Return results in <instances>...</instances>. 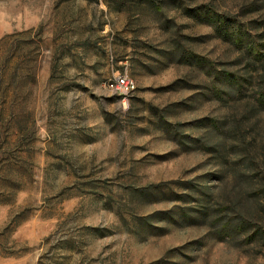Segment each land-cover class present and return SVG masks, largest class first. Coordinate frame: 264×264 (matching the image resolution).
<instances>
[{
    "label": "rangeland",
    "instance_id": "374dc122",
    "mask_svg": "<svg viewBox=\"0 0 264 264\" xmlns=\"http://www.w3.org/2000/svg\"><path fill=\"white\" fill-rule=\"evenodd\" d=\"M0 264H264V0H0Z\"/></svg>",
    "mask_w": 264,
    "mask_h": 264
},
{
    "label": "built area",
    "instance_id": "2783aa9c",
    "mask_svg": "<svg viewBox=\"0 0 264 264\" xmlns=\"http://www.w3.org/2000/svg\"><path fill=\"white\" fill-rule=\"evenodd\" d=\"M104 85L124 99H127L136 89V82L130 76L127 67L112 71L111 76L105 81Z\"/></svg>",
    "mask_w": 264,
    "mask_h": 264
},
{
    "label": "trees",
    "instance_id": "16d2710c",
    "mask_svg": "<svg viewBox=\"0 0 264 264\" xmlns=\"http://www.w3.org/2000/svg\"><path fill=\"white\" fill-rule=\"evenodd\" d=\"M260 100L262 101L263 99L261 98Z\"/></svg>",
    "mask_w": 264,
    "mask_h": 264
}]
</instances>
